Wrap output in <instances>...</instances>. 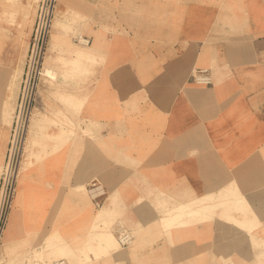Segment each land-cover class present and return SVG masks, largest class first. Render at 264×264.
<instances>
[{
    "label": "crops",
    "instance_id": "0c3cea01",
    "mask_svg": "<svg viewBox=\"0 0 264 264\" xmlns=\"http://www.w3.org/2000/svg\"><path fill=\"white\" fill-rule=\"evenodd\" d=\"M56 7L88 18L79 34L89 40L85 73L77 77L75 67L63 90L68 103H51L50 112L40 91L8 213L13 233L37 231L42 243L54 232L88 264H264L252 256L253 244L264 245V0H57ZM57 21L41 72L46 87L53 57H73L57 48ZM192 68L210 69L212 84H193ZM55 107L73 134L29 166L39 112L55 119ZM59 121L48 133L67 136ZM91 179L102 193L99 209L80 191ZM206 196L209 208L196 204L190 213L207 219L165 228L180 216L172 208ZM239 199L253 214L230 210ZM102 213L105 222L96 220ZM227 218L252 224L249 235ZM93 226L113 239L127 230L133 242L96 259Z\"/></svg>",
    "mask_w": 264,
    "mask_h": 264
},
{
    "label": "rangeland",
    "instance_id": "374dc122",
    "mask_svg": "<svg viewBox=\"0 0 264 264\" xmlns=\"http://www.w3.org/2000/svg\"><path fill=\"white\" fill-rule=\"evenodd\" d=\"M37 1L38 0H0V190L3 183H7V189L10 186L12 188V196L9 202V208L6 213L4 225L0 235V246L3 239L7 240L6 248L1 251V258L3 260L2 264H52V262L58 259H64L70 264H88L89 260L85 252L78 249H72L54 232L45 235L41 243L40 238H38L39 233L37 231H31L23 235H17L12 231V223L10 221L8 222V213L11 201L13 199L16 182L20 180V173L23 171L22 164L23 162L25 163L27 159V156L26 158L24 157L27 153L24 151L23 154V143L30 125V115L21 149L19 152L15 150L13 155V163L9 167V170H6L5 168L6 158L9 153L8 149L11 136L10 130L14 116V109L20 97L22 67L29 43L31 41L34 11ZM200 1L203 3H214L216 5H219L222 2V0ZM122 2H124V0H122ZM29 4L31 5L30 8L32 12L30 15H26V7ZM87 22L88 18L86 15L77 9H66L65 12L59 13V18L57 21V29L59 33L57 48H62L64 52L67 51V53L72 54L73 57L64 58L61 57L60 54L56 57H53L51 63V79L47 83L46 87L45 85H42L40 76L33 94V103L30 114L33 108L38 110L37 102L41 93L40 91L42 90V93H46L45 98L42 96V99L44 98L43 101L45 104L44 112H50L52 109L50 108L51 103L52 107H54L58 100L63 105L68 103L63 91L65 82L66 80L72 79L75 67L77 70V77H80L82 74H84V61H86V59L83 58V48L76 45V43L73 40L71 41V39L76 36L78 37L79 34L83 35V33L88 29ZM128 28L130 31L135 32V30H138L141 27L133 26ZM11 33H14L15 35L13 41H9V35ZM43 61L44 58L42 60V67ZM57 66L60 67L59 73L57 72ZM54 109L57 110L56 107L53 108V111H51L53 112L51 113V116H54L55 119H59L61 122H64L67 119V117L64 115V112L62 113L58 110V112H56ZM55 119H52L51 117L39 112L38 120L32 128L34 147L29 166L32 164V162H37L44 159L70 140V137L73 134V124L68 119V124L64 122L66 124L64 127L67 129V131H69L67 136H58L56 133H48L50 131H48L47 128L53 121H55ZM60 121L58 124L63 125L64 123H60ZM19 163L21 169L19 168ZM83 189L84 187L80 188V191H83ZM211 199V196H206L189 205H179L172 208L170 212L173 213V215L178 214L180 216L178 218L171 217L168 221H165V228L170 229L172 226L183 225L185 221L180 220L181 218H184L185 220L193 219L195 221L207 219V217H196L195 214L190 213V210L196 204L200 203H202V205L205 204L204 206L209 208L208 202ZM248 205L249 204L245 199L243 201H240L239 199L235 203H230V210L238 212L242 216H245L247 213L253 214L251 212L252 210L248 208ZM252 209L256 210L255 208ZM107 217L108 216L105 213H102L98 215L96 220L105 222ZM227 221L228 226L232 227V229H236L239 235H249V228L252 224L249 223L246 224V226L245 224L242 225V223H238L233 220L230 221L228 219ZM92 231L94 232L92 238L96 244L94 248L90 250V252L96 259L109 257L111 252L118 250L115 239H113L108 231L100 230L97 232L96 226H93ZM252 247L254 248V251L252 250V256L255 259L264 258V245L258 246L253 244Z\"/></svg>",
    "mask_w": 264,
    "mask_h": 264
},
{
    "label": "built area",
    "instance_id": "2783aa9c",
    "mask_svg": "<svg viewBox=\"0 0 264 264\" xmlns=\"http://www.w3.org/2000/svg\"><path fill=\"white\" fill-rule=\"evenodd\" d=\"M55 6L56 0H38L36 2L31 41L23 62L20 81V97L14 109V116L10 130L11 136L8 149L9 153L6 158V170H9V167L13 163L15 150L19 152L23 143V137L27 129L33 103V94L41 76L42 60L45 54L48 32L50 30ZM73 41L76 45L81 47H86L89 43L88 38L83 36H76L73 38ZM188 78L195 85L210 86L212 84V75L208 68H192L189 71ZM84 190L89 195V198L92 201V206L95 209H99L102 205V201L99 200V198L102 197V193L98 190L97 181L95 179L88 181L84 186ZM11 196V186L7 189V183H3L0 190V235L9 208ZM115 241L118 249H125L132 244L133 236L129 231L123 229L117 233ZM52 264H67V262L64 259H58L52 262Z\"/></svg>",
    "mask_w": 264,
    "mask_h": 264
},
{
    "label": "bare ground",
    "instance_id": "6f19581e",
    "mask_svg": "<svg viewBox=\"0 0 264 264\" xmlns=\"http://www.w3.org/2000/svg\"><path fill=\"white\" fill-rule=\"evenodd\" d=\"M57 2V1H56ZM58 2H59V0H58ZM65 10H59V9H57V7L55 6V11H54V19L55 20H57L58 18H59V13L60 12H64ZM51 25H52V21H51ZM51 25H50V28H51ZM50 31V30H49ZM58 32V31H57ZM48 35H49V33H48ZM79 37H81V36H79ZM33 111V110H32ZM31 126H32V112H31V114H30V125H29V127H28V130H27V133H26V136H25V138H24V143H23V154H24V151H25V153H27L26 152V150L30 147V142H31V137H30V134H29V132H30V129H31ZM25 149V150H24ZM23 154H22V157H23ZM26 156H27V154L24 156L25 158H26ZM21 157V158H22ZM25 158H24V160H25ZM22 160V159H21ZM21 163V162H20ZM20 163H19V168L21 169V167H20ZM23 168H24V162H23ZM18 173H19V171H18ZM18 173H17V176H18ZM16 176V177H17ZM99 186V185H98ZM16 199H17V194H16V197H15V199H14V203H16ZM11 222V221H10ZM1 239V238H0ZM6 246H7V240H5V239H3L2 240V242H1V246H0V264H2L3 263V260H2V258H1V251H3L5 248H6Z\"/></svg>",
    "mask_w": 264,
    "mask_h": 264
}]
</instances>
